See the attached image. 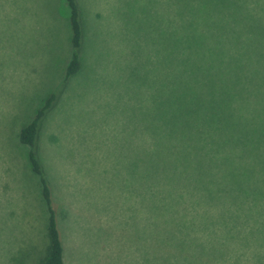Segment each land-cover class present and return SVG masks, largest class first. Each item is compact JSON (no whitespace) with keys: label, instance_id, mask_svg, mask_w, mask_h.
<instances>
[{"label":"rangeland","instance_id":"rangeland-1","mask_svg":"<svg viewBox=\"0 0 264 264\" xmlns=\"http://www.w3.org/2000/svg\"><path fill=\"white\" fill-rule=\"evenodd\" d=\"M77 1L82 67L61 83L71 55L66 1L0 0V264H37L46 254L47 213L19 132L53 91L35 149L64 264H145L160 1Z\"/></svg>","mask_w":264,"mask_h":264},{"label":"trees","instance_id":"trees-1","mask_svg":"<svg viewBox=\"0 0 264 264\" xmlns=\"http://www.w3.org/2000/svg\"><path fill=\"white\" fill-rule=\"evenodd\" d=\"M65 1L71 55L61 83L82 67L80 7ZM159 1L145 264H264V0ZM55 99L53 91L19 132L47 213L48 245L37 264H64L52 189L35 149ZM202 174L205 182L196 179Z\"/></svg>","mask_w":264,"mask_h":264}]
</instances>
